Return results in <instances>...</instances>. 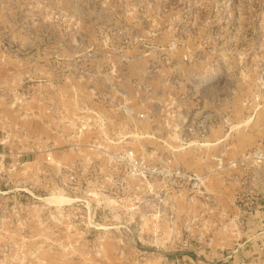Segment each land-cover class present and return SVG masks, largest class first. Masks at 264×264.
<instances>
[{
	"label": "rangeland",
	"instance_id": "1",
	"mask_svg": "<svg viewBox=\"0 0 264 264\" xmlns=\"http://www.w3.org/2000/svg\"><path fill=\"white\" fill-rule=\"evenodd\" d=\"M121 51L165 53L162 109L94 82ZM177 257L264 264V0H0V264Z\"/></svg>",
	"mask_w": 264,
	"mask_h": 264
},
{
	"label": "built area",
	"instance_id": "2",
	"mask_svg": "<svg viewBox=\"0 0 264 264\" xmlns=\"http://www.w3.org/2000/svg\"><path fill=\"white\" fill-rule=\"evenodd\" d=\"M109 39V38H108ZM161 49V48H160ZM145 56L142 60L140 55H131L129 53H125L124 51L118 52L115 55V58H108L109 64L106 66V69L99 68L95 72L92 73V75L95 78V83H98L100 81H104L105 84H109L111 88L115 89L119 95L121 96V99H123V102H121V110L124 111L127 115H132L133 113V107L135 103H139L142 105V108L145 107V104L148 105V108L151 106V104H157L159 108H163L164 106V98H162L163 94L161 92H156V89H160V91H163V88L166 85L165 80V71L163 70V66L161 62H167L164 57L165 53L159 52L156 53H144ZM100 58H103L101 55ZM104 59V58H103ZM182 61L184 62H191L192 60L189 58L187 54L183 55ZM143 62V63H141ZM132 65V69L123 70L124 68H121L122 70H119L120 65ZM143 64V65H141ZM133 71L135 74H133ZM119 80H127L131 82L133 89L132 92H129V90H125L124 88H119L116 83H110V78H115ZM158 80H155L157 79ZM159 83L157 86L156 84ZM165 91V90H164ZM119 103V102H118ZM163 103V105H162ZM125 106H123V105ZM128 105H130L131 108L128 109ZM144 105V106H143ZM156 105V106H157ZM141 117L144 116L143 112L140 111ZM150 114L146 112L145 116ZM147 119V117H146ZM89 121L87 119L81 120V128L80 131L86 130L90 127ZM116 161L118 162H125L127 164L128 170L130 173L136 174L141 177H148L155 174L159 175H179L181 176L180 171H172L169 170L162 165L158 164H151L146 159L140 158L137 156L133 150H125L116 152L112 155ZM185 175V178H187L189 181L193 183V186L195 185L198 187V184L201 182L202 177L196 175V174H182ZM172 264H213L210 262H204V261H195L193 259L187 260L177 257L176 259H173Z\"/></svg>",
	"mask_w": 264,
	"mask_h": 264
},
{
	"label": "crops",
	"instance_id": "3",
	"mask_svg": "<svg viewBox=\"0 0 264 264\" xmlns=\"http://www.w3.org/2000/svg\"><path fill=\"white\" fill-rule=\"evenodd\" d=\"M133 74H135V72L133 71ZM163 96H164V94H163ZM165 97V96H164Z\"/></svg>",
	"mask_w": 264,
	"mask_h": 264
}]
</instances>
